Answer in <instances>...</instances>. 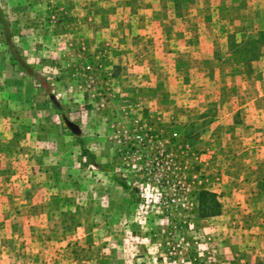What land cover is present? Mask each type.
Masks as SVG:
<instances>
[{
	"label": "rangeland",
	"instance_id": "374dc122",
	"mask_svg": "<svg viewBox=\"0 0 264 264\" xmlns=\"http://www.w3.org/2000/svg\"><path fill=\"white\" fill-rule=\"evenodd\" d=\"M0 7V264H264V0Z\"/></svg>",
	"mask_w": 264,
	"mask_h": 264
},
{
	"label": "trees",
	"instance_id": "16d2710c",
	"mask_svg": "<svg viewBox=\"0 0 264 264\" xmlns=\"http://www.w3.org/2000/svg\"><path fill=\"white\" fill-rule=\"evenodd\" d=\"M0 22L4 28L5 37L10 45V47L15 50V45L12 39V31L9 27L8 21L6 20L5 16L3 15V10L0 7ZM217 195L210 192H202L201 193V216L202 217H212L216 216L221 213V204L216 200Z\"/></svg>",
	"mask_w": 264,
	"mask_h": 264
},
{
	"label": "water",
	"instance_id": "95a60500",
	"mask_svg": "<svg viewBox=\"0 0 264 264\" xmlns=\"http://www.w3.org/2000/svg\"><path fill=\"white\" fill-rule=\"evenodd\" d=\"M69 126L72 128V130L75 132V133H77V134H80L81 133V129L77 126V125H75V124H73V123H69Z\"/></svg>",
	"mask_w": 264,
	"mask_h": 264
},
{
	"label": "built area",
	"instance_id": "2783aa9c",
	"mask_svg": "<svg viewBox=\"0 0 264 264\" xmlns=\"http://www.w3.org/2000/svg\"><path fill=\"white\" fill-rule=\"evenodd\" d=\"M136 139H137V140H142V135H141V134H137V135H136Z\"/></svg>",
	"mask_w": 264,
	"mask_h": 264
}]
</instances>
